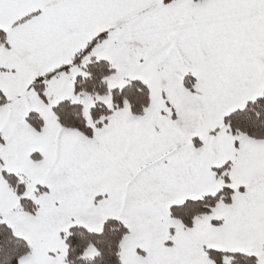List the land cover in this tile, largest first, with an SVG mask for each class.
<instances>
[{
  "label": "snow or ice",
  "instance_id": "obj_1",
  "mask_svg": "<svg viewBox=\"0 0 264 264\" xmlns=\"http://www.w3.org/2000/svg\"><path fill=\"white\" fill-rule=\"evenodd\" d=\"M0 264H264V0H0Z\"/></svg>",
  "mask_w": 264,
  "mask_h": 264
}]
</instances>
